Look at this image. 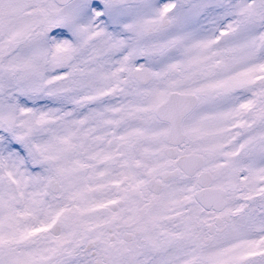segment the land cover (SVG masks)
I'll list each match as a JSON object with an SVG mask.
<instances>
[{"label": "snow or ice", "instance_id": "6c2138e0", "mask_svg": "<svg viewBox=\"0 0 264 264\" xmlns=\"http://www.w3.org/2000/svg\"><path fill=\"white\" fill-rule=\"evenodd\" d=\"M0 264H264V0H0Z\"/></svg>", "mask_w": 264, "mask_h": 264}]
</instances>
